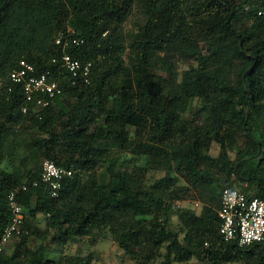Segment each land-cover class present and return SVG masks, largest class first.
<instances>
[{"label":"trees","instance_id":"trees-1","mask_svg":"<svg viewBox=\"0 0 264 264\" xmlns=\"http://www.w3.org/2000/svg\"><path fill=\"white\" fill-rule=\"evenodd\" d=\"M261 9L264 0H0V234L11 191L24 213L0 264H93V251L50 256L77 236H110L136 264H264V243L226 240L219 215L225 187L264 198ZM65 53L92 62L89 80L73 83ZM21 59L64 92L28 103L11 78ZM45 159L73 171L57 195ZM150 171L162 175L147 183ZM190 199L200 212L181 204Z\"/></svg>","mask_w":264,"mask_h":264},{"label":"built area","instance_id":"built-area-1","mask_svg":"<svg viewBox=\"0 0 264 264\" xmlns=\"http://www.w3.org/2000/svg\"><path fill=\"white\" fill-rule=\"evenodd\" d=\"M259 14H264V9H261ZM60 41L61 37L57 39V42ZM73 41L79 43L83 39L74 38ZM62 65L71 73L73 83L78 79L89 80L91 61H81L65 53ZM11 78L22 86L26 100L33 103L36 108L49 105L52 98L64 92L61 80L53 77L50 70L38 73L35 65L26 59H21L18 67L12 71ZM28 108V105L24 106L23 111H27ZM72 173L71 169L59 166L51 159H45L42 163V179L51 186L53 195L58 194L62 179ZM23 188H26V185H23ZM17 193L14 190L9 194L13 216L0 234V251L22 231L24 213L18 202ZM219 215L220 232L226 240L237 239L243 245L264 243V198L247 195L237 186L225 187L221 194Z\"/></svg>","mask_w":264,"mask_h":264},{"label":"rangeland","instance_id":"rangeland-1","mask_svg":"<svg viewBox=\"0 0 264 264\" xmlns=\"http://www.w3.org/2000/svg\"><path fill=\"white\" fill-rule=\"evenodd\" d=\"M102 147H116L118 146L114 142H101L99 144ZM122 161H125L129 165H134L139 160L131 153L122 152L121 154ZM142 162V161H141ZM162 175V172L150 171L147 176V183H152L156 178ZM182 205H190L195 207L198 212H200L202 202L197 199H190L181 202ZM173 220H175V216H173ZM39 225L40 228H44L45 219L43 215L39 216ZM174 228V223L171 224ZM34 243L37 242L36 238H33ZM7 249L10 252L13 249V244L10 241L7 245ZM50 250L51 257H57L59 255V251L63 250L67 253H83L86 254L89 251H93L96 259L93 264H136L134 259L125 251L119 247V245L110 237H89V238H81L79 236L73 238L66 246L61 248L59 245L52 244ZM61 249V250H60ZM174 264H206L203 263L196 258L188 262H175Z\"/></svg>","mask_w":264,"mask_h":264}]
</instances>
